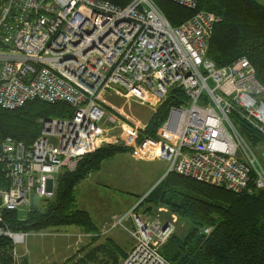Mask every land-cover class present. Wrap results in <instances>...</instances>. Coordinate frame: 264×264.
Wrapping results in <instances>:
<instances>
[{
  "label": "built area",
  "instance_id": "1",
  "mask_svg": "<svg viewBox=\"0 0 264 264\" xmlns=\"http://www.w3.org/2000/svg\"><path fill=\"white\" fill-rule=\"evenodd\" d=\"M167 1L196 7V0ZM219 20L197 10L173 26L155 0L123 6L109 0H0V109L31 100L72 108L71 117L40 119L29 144L0 135V237L12 242L11 264H20L18 246L28 232L9 229L3 213L50 196L60 170H73L106 142L122 144L137 159L164 160L166 173L235 193H251L250 183L264 189L262 160L233 119L264 136V88L246 57L223 66L206 57ZM171 87L180 88L186 102L169 108L156 138H138L108 116L102 102L108 93L121 94L156 108ZM112 128L118 135L108 139ZM128 214L99 232L113 226L132 237L119 264H171L158 247L172 225L132 217L129 227Z\"/></svg>",
  "mask_w": 264,
  "mask_h": 264
},
{
  "label": "trees",
  "instance_id": "2",
  "mask_svg": "<svg viewBox=\"0 0 264 264\" xmlns=\"http://www.w3.org/2000/svg\"><path fill=\"white\" fill-rule=\"evenodd\" d=\"M109 1L123 6L129 0ZM155 1L173 26L182 22L189 13V9L170 1ZM197 2L198 9L220 17L213 27L206 57L217 66L246 57L264 88V3L260 0ZM185 102L184 92L173 87L158 105L144 132L138 133V138H156L155 131L165 121L169 108ZM71 115L72 108L66 103L31 100L14 110L0 109V135H10L29 144L40 131V119ZM233 119L249 144L264 141L263 134L257 129L236 115ZM119 145L104 144L83 155L76 164V171L60 170L53 196L43 199L45 202L41 209L32 208L24 218L17 216V210L5 211V224L9 229L20 232L87 225V214L73 207L74 187L99 162L116 153ZM250 187L251 193H235L174 172L166 174L152 192L154 202L168 206L185 223V228L181 235L172 234L164 244V257L174 264H264V189L254 188L253 183ZM206 227H210L208 233L203 232ZM12 246L8 237H0V264L12 263Z\"/></svg>",
  "mask_w": 264,
  "mask_h": 264
},
{
  "label": "rangeland",
  "instance_id": "3",
  "mask_svg": "<svg viewBox=\"0 0 264 264\" xmlns=\"http://www.w3.org/2000/svg\"><path fill=\"white\" fill-rule=\"evenodd\" d=\"M197 6L198 2L194 9L188 10V15L185 14V16H187H184L185 19L191 16L195 11L200 10ZM172 88L173 87H171V89ZM261 96L264 100V92ZM103 99V106L106 114L120 120V122L125 125L127 124V126L129 125L130 128L136 132V134H142V132H144L158 107H150L121 94H111L110 96L105 95ZM159 128L155 131L156 137H159ZM107 135L109 136L110 133ZM251 143L256 154L260 157L264 164V157L262 156V152H264V141ZM105 144L109 143L106 142ZM120 145L119 148H117L116 153L114 152L113 155H110V157L99 162L96 167L87 172L74 187L73 207L85 212L89 221L85 226L68 225V227H75L77 232L75 234H71L63 231L59 236L62 239L70 240V250L73 248H75V250L73 252L69 251L66 254H61L60 260H58L57 256H54V258L53 256L45 254V249H47L45 248L39 252L40 255L46 259L45 264H50L47 262L50 257L54 258L52 264H104L105 262L101 261L103 255L102 251L100 250L97 254L96 248L94 250L88 249L91 240L86 238L87 236L85 235H92L93 233H96L94 232V229L96 230L95 226L100 224L97 232V234H99L100 229L107 228L108 223H111L115 218L123 215L127 211L129 212L128 219L131 222L133 221L132 217H136L148 223L157 221L170 223L172 225V233L166 241L158 247V251L161 255H163L162 249L164 244L169 241L172 234L177 233L178 235H181L185 228V223L181 221V219L174 212H172L168 206L160 203L159 201L154 202L155 196L152 194L155 186L164 178L166 174H168L165 172L166 162L161 159L141 160L135 157H130L131 155L128 154V149H126L122 144ZM129 158L136 161L135 166ZM77 169L78 166L74 168V171ZM53 192L50 196L40 199L35 206H21L17 210V216L19 218H24L27 213L33 210L32 208L41 209L43 203L45 202L43 199H51ZM68 227L59 226L57 228L60 230H68ZM113 228L119 227L112 226V229ZM207 228L210 229V227ZM48 232L49 230L41 233L43 240H47V238H50L49 236L52 237V234H48ZM99 235L102 236L105 234ZM87 249L91 251L92 256L90 255L89 258H84L82 251ZM170 263L174 264L171 261Z\"/></svg>",
  "mask_w": 264,
  "mask_h": 264
},
{
  "label": "crops",
  "instance_id": "4",
  "mask_svg": "<svg viewBox=\"0 0 264 264\" xmlns=\"http://www.w3.org/2000/svg\"><path fill=\"white\" fill-rule=\"evenodd\" d=\"M106 95L110 96L111 94L108 93ZM108 133H110L109 136L107 135L108 139H110L111 137L114 138L118 135V130L112 128L111 130L108 131ZM128 154L131 155L129 151ZM129 160L132 162L134 166L136 165V161L132 160L131 158H129ZM127 225L129 227L133 226L131 221H128ZM99 226L100 224L95 226L96 230L94 229V232L96 233H93L92 235H85L87 236L86 238H89V240H91L88 249L94 250L96 248L97 254L101 250L103 253L101 261H104L105 262L104 264H119V262L126 256V254L129 252V250L134 244L132 237L127 232L121 230L120 228H113V229L111 228L110 230H108L107 233H105V235L101 236L97 234ZM67 229L68 230L65 229L60 230L57 227H53L38 232H28L27 236L25 237L24 243L18 246V251L23 255L21 257V264H45L46 259L39 253L45 248H47L45 249L46 250L45 254L53 257L57 256L58 260H60L61 254L64 253L66 254L69 251L73 252L75 248L70 250L71 241L67 239H62L59 235L63 231L69 232L71 234H75L77 232V229L75 227L74 228L68 227ZM48 230H49L48 234H52V237L49 236L50 238H47V240H43L41 233L43 231H48ZM88 249L82 251V255L84 256V258L85 257L89 258L91 255V251ZM53 257H50L47 260V262L52 264L55 258Z\"/></svg>",
  "mask_w": 264,
  "mask_h": 264
},
{
  "label": "water",
  "instance_id": "5",
  "mask_svg": "<svg viewBox=\"0 0 264 264\" xmlns=\"http://www.w3.org/2000/svg\"><path fill=\"white\" fill-rule=\"evenodd\" d=\"M45 120H48V118H45Z\"/></svg>",
  "mask_w": 264,
  "mask_h": 264
}]
</instances>
